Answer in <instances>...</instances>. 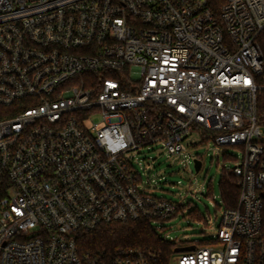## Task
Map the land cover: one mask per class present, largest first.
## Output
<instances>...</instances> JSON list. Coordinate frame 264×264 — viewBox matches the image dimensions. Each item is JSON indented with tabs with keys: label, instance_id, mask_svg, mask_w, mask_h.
<instances>
[{
	"label": "built area",
	"instance_id": "1",
	"mask_svg": "<svg viewBox=\"0 0 264 264\" xmlns=\"http://www.w3.org/2000/svg\"><path fill=\"white\" fill-rule=\"evenodd\" d=\"M263 35L264 0H0V264H153L76 236L147 220L175 246L155 224L185 205L140 154L181 155L194 131L243 150L240 193L170 264H264Z\"/></svg>",
	"mask_w": 264,
	"mask_h": 264
},
{
	"label": "rangeland",
	"instance_id": "2",
	"mask_svg": "<svg viewBox=\"0 0 264 264\" xmlns=\"http://www.w3.org/2000/svg\"><path fill=\"white\" fill-rule=\"evenodd\" d=\"M183 145L181 155H171L156 147L140 154L144 178L150 182L151 191L185 205L174 217L155 224L164 227L158 229L162 237L175 243L171 257L177 255L175 247L198 241L204 244L217 238L224 213L220 188L223 168L237 165L243 154L240 147L215 145L198 131L188 134ZM196 157L202 162L198 172L194 167ZM194 207L199 212L198 218L187 216Z\"/></svg>",
	"mask_w": 264,
	"mask_h": 264
},
{
	"label": "trees",
	"instance_id": "3",
	"mask_svg": "<svg viewBox=\"0 0 264 264\" xmlns=\"http://www.w3.org/2000/svg\"><path fill=\"white\" fill-rule=\"evenodd\" d=\"M219 1L221 0H209L216 8ZM261 47L264 54V35L261 38ZM257 110L259 121L264 127V88L258 95ZM235 180L232 173L223 168L220 188L224 209L237 206L240 189L235 184ZM187 216L198 218L197 208L190 209ZM76 238L83 254L104 259H110L117 252L133 249L148 256L153 255V264H170L174 248L170 242H165L158 236L147 220L103 225L92 231L79 232Z\"/></svg>",
	"mask_w": 264,
	"mask_h": 264
},
{
	"label": "water",
	"instance_id": "4",
	"mask_svg": "<svg viewBox=\"0 0 264 264\" xmlns=\"http://www.w3.org/2000/svg\"><path fill=\"white\" fill-rule=\"evenodd\" d=\"M201 165H202V162L200 160H194V167H195L196 172L200 170ZM193 249H194V246L178 247L176 248V252L190 251Z\"/></svg>",
	"mask_w": 264,
	"mask_h": 264
}]
</instances>
